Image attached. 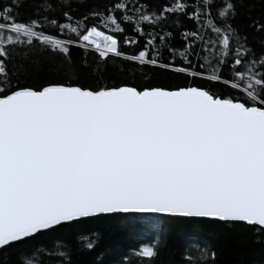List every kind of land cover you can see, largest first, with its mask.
Listing matches in <instances>:
<instances>
[{"label": "snow or ice", "instance_id": "snow-or-ice-1", "mask_svg": "<svg viewBox=\"0 0 264 264\" xmlns=\"http://www.w3.org/2000/svg\"><path fill=\"white\" fill-rule=\"evenodd\" d=\"M86 2L0 0V264L12 248L25 250L15 264H73L96 245L78 229L113 216L264 234V22L242 30L237 0H104L74 15ZM73 45L94 52L89 75L122 60L178 83L82 87ZM150 231L141 264L159 255L162 225ZM186 247L185 264H216L208 244Z\"/></svg>", "mask_w": 264, "mask_h": 264}, {"label": "trees", "instance_id": "trees-1", "mask_svg": "<svg viewBox=\"0 0 264 264\" xmlns=\"http://www.w3.org/2000/svg\"><path fill=\"white\" fill-rule=\"evenodd\" d=\"M104 0H87L85 6L80 7L74 13L79 15L93 7H99ZM22 9L21 20L26 15ZM236 23L244 31H249L246 25L249 20H260L264 22V0H237ZM191 27V25H189ZM56 39H68L66 34L52 33ZM127 35H135L126 31ZM179 38L173 41L174 45H179ZM122 51L126 55L135 52L133 47H124ZM43 54V53H42ZM72 70L69 76L73 83L82 87L95 88L97 83H106L109 86L129 85L137 88L145 86L171 87L178 83L164 75L151 73L148 79L135 69L130 62L117 61L115 67H110L103 77L89 75L81 72L80 65L87 56L88 62L95 58L94 52H85L73 45L71 47ZM47 56H56L58 53L48 50ZM43 81L33 79L24 83V86L38 88ZM160 223L162 232L159 243V255L152 264H185L184 256L188 253L195 255V249L187 248L189 244H208L216 252V264H264V234L254 232L250 229L222 225L218 223H186L182 221H129L121 216L105 217L95 220L92 223L83 225L78 231L88 235L90 239L96 240L95 248L92 252L76 253L73 256V264H120L127 256V264H141L140 259L135 255L139 247L149 244L153 239L150 225ZM95 235L92 236L91 234ZM24 249L12 248L3 257L7 264H15L20 253Z\"/></svg>", "mask_w": 264, "mask_h": 264}]
</instances>
